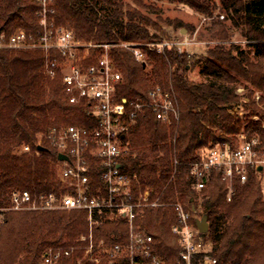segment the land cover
<instances>
[{"label": "trees", "instance_id": "trees-1", "mask_svg": "<svg viewBox=\"0 0 264 264\" xmlns=\"http://www.w3.org/2000/svg\"><path fill=\"white\" fill-rule=\"evenodd\" d=\"M159 1L185 5L212 19L213 36L224 41L230 39L231 22L242 29L247 46L216 45L200 57L187 51L180 54L175 48L158 54L144 47L145 62L122 47L114 49L124 74L122 97H146L159 83L174 90L179 105L178 120L160 122L148 110L127 137L130 148L121 163L124 171L136 176L135 196L150 189V200L163 204L146 209L136 224L154 236L155 250L166 264H183L178 235L172 233L178 222L172 204L181 203L192 212L196 227L205 214L209 221L208 232L200 235L211 251L198 255L193 264H212L205 261L207 254L216 260L214 264H264V203L259 185L254 179L236 181L228 201L220 174L214 173L199 191L190 169L208 148L235 145L242 131L249 139L259 138L264 148L262 121L245 124L231 112L238 106L247 110L246 118L256 115L264 121V0ZM38 8L36 0H0V37L21 30L38 35L42 31ZM54 8L57 25L86 42L177 41L175 29L186 25L147 14L144 10H158L147 0H55ZM45 59L41 49L0 50V209L4 210L0 264H39L48 250L61 254L56 264H95L85 258L88 242L81 240L91 232L86 211L10 209L15 191L29 190L34 197L63 193L59 149L47 138L51 129L96 125L84 105L68 103L63 76L60 72L55 78L48 76ZM197 66L206 77L200 83L192 81L188 72ZM242 81L249 89L245 95L238 93ZM256 90L261 92L258 101ZM25 146L29 152H24ZM90 159L91 176L99 184L100 160ZM99 220L92 229L96 243L104 240L108 248L127 239L125 218L107 215Z\"/></svg>", "mask_w": 264, "mask_h": 264}, {"label": "built area", "instance_id": "built-area-1", "mask_svg": "<svg viewBox=\"0 0 264 264\" xmlns=\"http://www.w3.org/2000/svg\"><path fill=\"white\" fill-rule=\"evenodd\" d=\"M39 5L37 18L42 31L35 35L25 30L12 35L2 34L0 50L41 49L46 57V72L55 78L58 72L63 76L64 92L70 104H82L95 120V126H59L47 134V138L68 160H61L60 178L63 193L45 194L34 197L29 190L15 191L10 209L34 210H84L88 214L90 234L81 236L87 241L84 253L95 264H166L155 250V238L137 219L146 209L162 206L158 200L151 201V191L146 189L135 196L132 177L123 170L121 159L130 129L139 116L151 111L155 119L170 124L179 118V105L174 90L154 83L146 97L128 100L120 95L124 74L114 58V49L128 50L139 62L146 61L143 48L158 54L175 48L180 54L194 41L185 37L174 41L151 43L121 41L119 43L83 41L73 30L57 25L53 15L55 0H36ZM225 16L221 15L220 19ZM206 20L207 18L204 17ZM260 98V97H258ZM235 145H217L203 152L202 158L191 164L193 186L203 190L214 173L228 189L227 200L235 193V183H247L254 179L260 188V199L264 203V148L257 137L238 135ZM24 152L30 147L25 146ZM100 160L102 175L100 183H94L91 176V159ZM178 163V162H176ZM178 222L172 233L178 235L181 248L179 260L183 264H193L200 254L211 251V245L204 242L198 228L193 224V216L181 203L172 204ZM9 209V210H10ZM0 209V229L4 219ZM111 219L125 218L128 221L127 239L106 248L105 241L96 243L92 229L100 223L99 217ZM65 254L70 255L69 251ZM61 257L59 252H44L39 264H56ZM205 261L216 263L209 254Z\"/></svg>", "mask_w": 264, "mask_h": 264}, {"label": "rangeland", "instance_id": "rangeland-1", "mask_svg": "<svg viewBox=\"0 0 264 264\" xmlns=\"http://www.w3.org/2000/svg\"><path fill=\"white\" fill-rule=\"evenodd\" d=\"M147 3L158 8L157 11L151 13L148 10H144L147 14L152 15L154 18L160 15L165 20L168 18L171 21L181 20L183 23H186L185 26L175 29L174 34L179 38V40L185 36L194 41V44L186 47V51L191 55H197L200 57V55L202 56L209 49L215 48L216 45H225L227 48H229L233 43L244 48L247 46V41L241 35L242 29L239 27H234L231 22L228 23L230 28V39L224 41L213 36V31L211 28L212 19L207 18L205 20L203 16L185 5L169 3L167 1L162 2L159 0H147ZM188 72L190 79L196 83H200L206 79L205 75L201 72V68L198 66L190 69ZM246 87L247 83L242 81L239 84L238 93L241 95L247 94L249 89ZM249 88H251V86ZM254 97H256V101H258V97H261V92L256 90ZM231 112L238 113V115L246 122L245 124H248L252 119H254L255 121H262V125L264 126V121L259 119L256 115L246 118L245 116L248 115V112L244 108H239L236 106ZM241 133L244 132L242 131L239 134ZM238 135L237 139L239 141ZM129 148V143H126L124 154L127 153Z\"/></svg>", "mask_w": 264, "mask_h": 264}, {"label": "water", "instance_id": "water-1", "mask_svg": "<svg viewBox=\"0 0 264 264\" xmlns=\"http://www.w3.org/2000/svg\"><path fill=\"white\" fill-rule=\"evenodd\" d=\"M59 159L64 161V160H68V157H66L64 154H59L58 155ZM197 228L199 230L200 233L205 234L208 232L209 230V221L207 218V215L205 214L202 219H198L197 220Z\"/></svg>", "mask_w": 264, "mask_h": 264}]
</instances>
